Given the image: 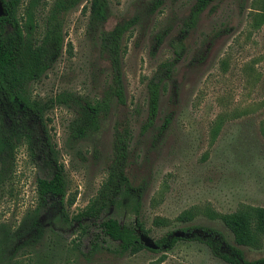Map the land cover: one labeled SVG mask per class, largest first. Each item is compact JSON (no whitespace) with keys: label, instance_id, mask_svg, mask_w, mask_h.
<instances>
[{"label":"rangeland","instance_id":"obj_1","mask_svg":"<svg viewBox=\"0 0 264 264\" xmlns=\"http://www.w3.org/2000/svg\"><path fill=\"white\" fill-rule=\"evenodd\" d=\"M90 1L65 13L63 54L23 95L39 105L61 93L102 97L111 66L102 54L101 32L137 15L123 41L127 103L114 101L101 129L81 140L70 136L76 113L63 103L48 109L43 121L29 116L28 131H19L13 155L0 164V264H229L191 239L200 229L185 228L214 227L236 245L232 231L206 210L264 207V22L254 24L256 12L264 14V0H214L188 30L184 21L195 0H156L161 5L154 11V0H108V20L98 29L90 26ZM53 2L23 0L22 22L32 13L38 35L43 33ZM166 61L174 62L172 76L155 125L144 132L148 81ZM118 120L130 124L127 172L134 185L145 186L144 194L140 201L121 194L100 217L80 221L108 176ZM44 127L65 164L67 217L58 197L41 199L37 192L38 178L55 171ZM187 210L195 217L178 219ZM110 217L157 244L176 232L185 235L172 248L122 252L120 242L101 230ZM158 217L170 222L157 225ZM240 248L248 260L264 257V237L260 248Z\"/></svg>","mask_w":264,"mask_h":264},{"label":"trees","instance_id":"obj_2","mask_svg":"<svg viewBox=\"0 0 264 264\" xmlns=\"http://www.w3.org/2000/svg\"><path fill=\"white\" fill-rule=\"evenodd\" d=\"M83 0H54L45 20L43 33L39 34L37 22L31 13L26 22H22L19 14L23 0H4L5 14L0 15V164L13 155L14 141L19 131H28V118L36 115L44 120L45 112L57 103H63L72 108L76 116L70 123L72 139L87 138L101 129L105 117L109 114L114 101L125 105L127 103L123 59L127 47L123 44L125 33L136 24L139 17L117 23L111 30L101 32V50L111 66V83L102 97L95 99L84 98L72 93H61L46 103L32 104L23 95L25 88L33 81L40 79L63 54L66 41L64 15L79 5ZM214 0H195L194 5L184 21V28L188 30L196 26L202 12ZM108 0L90 1V26L98 29L108 20ZM161 5L160 1H153L152 11ZM254 24L259 27L264 22V14L256 12ZM10 28V30H8ZM174 62L166 61L148 81V116L143 125L144 132L155 125L157 120L161 94L166 81L172 76ZM169 120L167 119V123ZM46 155L53 161L55 171L51 177H40L37 182V192L41 199L58 197L62 204V213L67 217L65 199L68 182L65 164L58 158V154L51 142L49 131L44 127ZM131 128L127 120H118L114 129V156L108 167V176L103 182L99 193L93 199L86 211L78 219L98 218L109 206L117 202L118 196H132L141 200L145 186L134 185L127 172V162L130 155ZM74 200L69 202L72 204ZM207 215L220 218L232 231L235 244H228L224 234L214 227L191 226L185 230L200 229L191 239L205 242L215 256L229 264H264V257L248 260L240 246L260 248L264 237V207L245 205L233 212H218L209 208ZM196 212L187 210L178 219L190 221ZM168 218L158 217L157 225H168ZM36 223L32 221L30 227ZM101 230L112 240L119 241L122 252L136 253L146 245L132 225L123 224L117 218L110 217L101 222ZM143 231H146L143 229ZM20 229L18 232L21 233ZM20 239L23 234H20ZM183 237L174 234L162 238L158 249L163 245L172 248Z\"/></svg>","mask_w":264,"mask_h":264},{"label":"water","instance_id":"obj_3","mask_svg":"<svg viewBox=\"0 0 264 264\" xmlns=\"http://www.w3.org/2000/svg\"><path fill=\"white\" fill-rule=\"evenodd\" d=\"M5 14V8L2 0H0V15ZM184 231L176 232L175 236L183 237L185 234ZM141 241L149 248L158 249L160 246L157 244L151 237L142 235L140 236Z\"/></svg>","mask_w":264,"mask_h":264}]
</instances>
